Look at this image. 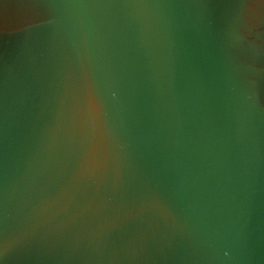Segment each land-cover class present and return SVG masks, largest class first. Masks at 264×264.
<instances>
[{
	"label": "water",
	"instance_id": "water-1",
	"mask_svg": "<svg viewBox=\"0 0 264 264\" xmlns=\"http://www.w3.org/2000/svg\"><path fill=\"white\" fill-rule=\"evenodd\" d=\"M0 264H264V0H0Z\"/></svg>",
	"mask_w": 264,
	"mask_h": 264
}]
</instances>
